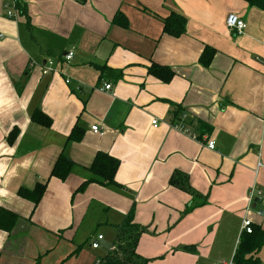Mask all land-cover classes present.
I'll return each instance as SVG.
<instances>
[{
  "label": "crops",
  "instance_id": "crops-1",
  "mask_svg": "<svg viewBox=\"0 0 264 264\" xmlns=\"http://www.w3.org/2000/svg\"><path fill=\"white\" fill-rule=\"evenodd\" d=\"M24 2L26 16L9 18L11 0H0V208L18 215L10 233L0 230V264H94L130 211L146 227L137 253L148 264H230L243 218L264 231L263 7L243 0ZM117 13L126 27L113 23ZM172 13L186 22L179 37L163 32ZM230 13L245 21L241 35L227 28ZM205 48L213 50L208 66L199 61ZM68 52L73 59L65 63ZM49 59L57 72L42 75ZM152 65L173 77L148 74ZM104 84L109 91L100 90ZM176 107L198 140L170 125ZM35 109L49 127L31 121ZM75 127L81 139L67 140ZM62 151L76 164L65 180L50 177ZM98 152L119 161L118 187L90 183L78 191ZM176 172L194 195L170 184ZM37 183L46 190L33 207L17 191ZM252 187L260 195L249 204ZM88 218L84 254L79 234ZM100 229L111 232L110 243ZM97 235L103 240L93 250ZM257 257L264 263V246Z\"/></svg>",
  "mask_w": 264,
  "mask_h": 264
},
{
  "label": "trees",
  "instance_id": "trees-1",
  "mask_svg": "<svg viewBox=\"0 0 264 264\" xmlns=\"http://www.w3.org/2000/svg\"><path fill=\"white\" fill-rule=\"evenodd\" d=\"M15 9L21 16H26V4L24 0H14ZM84 3L86 0H77ZM249 5L263 6L264 0H243ZM113 23L122 27L127 26V21L122 14L117 13L113 19ZM185 19L178 14H170L163 20V32L172 37H179L185 31ZM213 56V50L205 48L202 52L199 61L204 66H208ZM100 70H103L100 68ZM148 74L155 76L165 82L173 77L170 69L163 68L157 65H152L148 69ZM180 107H176L175 111L170 116V125L185 123L191 124L186 118L182 117ZM31 121L43 126L49 127L51 120L43 114L40 110L35 109L31 114ZM204 126L199 123L198 130L202 135L201 127ZM206 127V126H205ZM208 130L209 127H206ZM13 132V133H12ZM8 136V142L17 134L13 130ZM200 138L201 136L198 135ZM81 133L75 127L67 140L79 141ZM76 164L70 160L62 151L57 157L51 172L50 177H55L59 180H65L72 172ZM119 167V161L106 153L98 152L89 167L90 178L82 182L78 191L83 190L90 183L106 184L118 187L115 182V173ZM170 184L175 188H179L184 192L194 195L193 190L187 184V177L181 173L176 172L170 179ZM46 190V183H37L32 189L20 187L17 191V196L33 204L35 207L43 198ZM134 213L130 211L123 223L116 227V233L111 245V249L105 256L99 258L100 264H148L149 260L141 257L137 253V246L141 236L146 233V227L136 224L133 221ZM18 215L4 208H0V230L10 233L16 222ZM264 246V231L259 227H253L251 234H241L238 244L236 246L233 258L230 264H264L257 257L259 250ZM176 250L183 252L194 253V246H181Z\"/></svg>",
  "mask_w": 264,
  "mask_h": 264
},
{
  "label": "built area",
  "instance_id": "built-area-1",
  "mask_svg": "<svg viewBox=\"0 0 264 264\" xmlns=\"http://www.w3.org/2000/svg\"><path fill=\"white\" fill-rule=\"evenodd\" d=\"M263 9H264V4H263ZM5 9H6V15L9 18H17L18 17V12L15 9V1L11 0V4H7L5 5ZM226 26L229 30L233 31L235 34L237 35H241L243 33V31L245 30L246 27V23L243 19H241L239 16H237L236 14L230 13L227 15L226 20H225ZM73 59V53L72 52H68L66 53L63 57L62 60L65 63H69L71 60ZM39 70L41 72L42 75H50V74H54L57 72V69L54 68V62L53 60L49 59L47 61H45L42 65L39 66ZM66 85H69L71 83V79L66 78L64 80ZM111 88V86L109 84H104V86L102 87V89L100 90H104V91H109ZM80 87H76V90H79ZM183 118H185V116H182ZM153 127H156L157 123L156 121H152L151 122ZM173 128L177 129L178 131L187 134L188 136L191 137V139L194 140H198L199 137L198 135H195L193 132L190 131L189 127L185 124V123H178V124H174L171 125ZM91 132L93 134L102 136L103 132L101 131V129L97 126V125H93L91 126ZM206 146L209 150H214L215 149V143L214 141L211 140H207L206 142ZM260 195L259 191H255L254 187H252L249 191V195H248V201L249 204L251 203L252 199L255 197H258ZM264 212L259 211L258 215H263ZM253 231V223L250 219L248 218H243L242 220V224H241V228H240V235L243 234H251ZM103 240V236L102 235H97L95 237V239L91 242L90 247L93 250H98L100 248V242ZM94 264H100V259H96Z\"/></svg>",
  "mask_w": 264,
  "mask_h": 264
},
{
  "label": "rangeland",
  "instance_id": "rangeland-1",
  "mask_svg": "<svg viewBox=\"0 0 264 264\" xmlns=\"http://www.w3.org/2000/svg\"><path fill=\"white\" fill-rule=\"evenodd\" d=\"M90 221L91 220L89 219L85 224H83L81 226L80 234H79L80 235V242H82L81 244L83 245L82 252H84V254H85V252L89 251L88 249H90V248H88V243H87V240H90V236H91V234L89 233L90 226H91ZM101 228H103V227H101ZM99 232H102L106 236V239H105L106 241H104L105 244L110 243L111 240L113 239V238L112 239L110 238L111 232L109 230L100 229ZM102 252H104V249L100 252V254H102ZM77 260H79V259L78 258H73L72 262L73 261L78 262ZM195 264H206V262L204 260H199Z\"/></svg>",
  "mask_w": 264,
  "mask_h": 264
}]
</instances>
